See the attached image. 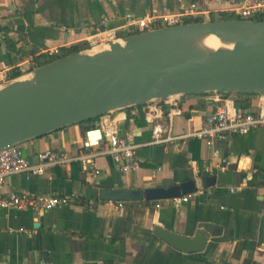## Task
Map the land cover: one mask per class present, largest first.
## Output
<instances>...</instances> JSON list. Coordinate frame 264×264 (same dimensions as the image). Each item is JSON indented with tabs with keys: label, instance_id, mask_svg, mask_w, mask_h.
Returning <instances> with one entry per match:
<instances>
[{
	"label": "crops",
	"instance_id": "1",
	"mask_svg": "<svg viewBox=\"0 0 264 264\" xmlns=\"http://www.w3.org/2000/svg\"><path fill=\"white\" fill-rule=\"evenodd\" d=\"M231 1L0 0V27L9 30L7 35L0 32V76L5 79L0 86L9 82L8 75L15 67L25 71L34 65L30 55L18 63L7 49L6 37L18 49H37L41 55L55 48L89 44L88 34L104 22L108 29H120L128 20L173 14L191 3H197L202 13L191 18L211 21L215 16L221 20L222 12H234ZM241 100L253 111L259 96ZM178 103L182 114L173 116L170 128L176 136L201 131L215 110L211 94L181 96ZM125 111L111 117L120 121L121 135L140 146L141 167L136 173L123 175L110 157L101 156L97 166L102 174L96 182L77 162L70 167L54 166L45 176L31 180L23 174L7 179L6 194L77 198L44 214L0 208V264H264V132L220 142L221 159L228 165L208 175L205 170L213 152L203 139L151 144V126L141 118L133 123L124 121ZM100 123L101 118L72 125L22 145L34 163L37 155L46 151L77 157L86 132ZM169 123L167 118L162 121L166 129ZM213 177L216 182L203 187L201 180ZM191 180H196L198 190L189 194L191 200L181 207H175L172 199H100L105 189L169 190ZM239 186L244 189L230 192ZM157 205H161L158 210ZM156 227L185 237L201 231L209 244L203 252L183 253L156 236Z\"/></svg>",
	"mask_w": 264,
	"mask_h": 264
},
{
	"label": "water",
	"instance_id": "2",
	"mask_svg": "<svg viewBox=\"0 0 264 264\" xmlns=\"http://www.w3.org/2000/svg\"><path fill=\"white\" fill-rule=\"evenodd\" d=\"M211 39L219 45H210ZM213 93L264 94V21L154 29L57 59L9 81L0 86V151L153 101ZM201 181L207 188L216 178ZM197 190L191 180L169 190L105 189L100 199L158 201ZM155 234L183 253L203 252L209 244L201 231L185 237L156 227Z\"/></svg>",
	"mask_w": 264,
	"mask_h": 264
},
{
	"label": "built area",
	"instance_id": "3",
	"mask_svg": "<svg viewBox=\"0 0 264 264\" xmlns=\"http://www.w3.org/2000/svg\"><path fill=\"white\" fill-rule=\"evenodd\" d=\"M234 13L241 20L257 21V16H264V0H232ZM202 14L197 3H191L187 8L179 12L167 15L150 14L141 20H128L120 29H108V23L103 27H97L93 33H89L87 42L90 48H105L110 43L122 41L125 37L140 34L154 29L174 27L186 24L191 17ZM61 48H55L44 52L50 56L61 54ZM5 79L0 76V82ZM215 110L205 120L203 129L196 133L182 136L172 135L171 123L173 116L181 115L178 98L157 100L143 106L145 121L152 128L151 144H167L189 138L203 139L207 147L212 150L211 165L206 168L205 174L212 175L215 170H221L228 165L226 159H221L218 144L232 137H244L256 131L264 132V94L258 95L257 108L253 111L244 110L236 106V98L231 94L213 93ZM125 111V110H123ZM112 114L101 118L99 126L88 130L85 134L81 153L77 157H68L66 153L46 151L37 155V162H32L27 156L23 145H16L0 151V208L19 211H37L44 214L58 206H67L77 195L53 197L30 196L17 193L6 194L4 192L7 179L13 175L23 174L27 180L34 177H42L49 173L50 169L57 165L70 167L73 163L80 164L82 171L96 182L102 172L97 166V160L101 156L112 159L118 170L123 175L136 173L141 167L138 157L139 145L131 142L128 137L121 135L120 121ZM139 116L137 108H131L124 112V121L133 123ZM169 119V129L164 128L162 121ZM244 186L231 188V193L240 192ZM192 195L172 199L175 207H181L188 203ZM123 203H120V207ZM157 205L156 209H160ZM7 264V263H4ZM23 264V263H22Z\"/></svg>",
	"mask_w": 264,
	"mask_h": 264
},
{
	"label": "trees",
	"instance_id": "4",
	"mask_svg": "<svg viewBox=\"0 0 264 264\" xmlns=\"http://www.w3.org/2000/svg\"><path fill=\"white\" fill-rule=\"evenodd\" d=\"M188 1L195 2L196 0H188ZM220 17H221V20H236V19L241 20V18L236 16V14L231 15L230 13H227V12H222L220 14ZM256 20L257 21H264V16H257ZM211 21L215 22L218 20L215 16H212ZM198 22H204V20L202 18H190L186 21V23H198ZM0 32H3L7 35L9 30L6 27L5 28L0 27ZM5 43H6L8 51H10L11 53H14L16 55V60L18 63L20 62V60L22 58H25L26 55L32 56L33 63H34V65L32 67H30L29 69H27L25 71L15 67L9 73L8 78H7L8 81L18 79V78L22 77L25 73L31 72L36 68H39V67L45 66L49 63H52V62L56 61L57 59H60V58H63V57H66V56H69V55H72V54H75V53H78V52H81V51H84V50L90 48L89 44L81 43V44L72 45L70 47H64L62 49L60 55L50 56L47 54L37 55V53L39 52L37 49L31 50V51H24L22 49H18L17 44L14 41H12L11 39H9L8 37H6ZM206 95H209V94H206ZM203 96H205V95H203ZM234 96L236 98V102H235L236 106L239 108H242L244 110H248L249 105L246 103V101L241 100L242 97H246L248 95L237 94ZM135 108H137L139 111V116L137 117V119L141 118L142 120L145 121L144 113L142 112L143 106H138ZM128 110H130V109H128ZM245 264H250V262H246Z\"/></svg>",
	"mask_w": 264,
	"mask_h": 264
},
{
	"label": "bare ground",
	"instance_id": "5",
	"mask_svg": "<svg viewBox=\"0 0 264 264\" xmlns=\"http://www.w3.org/2000/svg\"><path fill=\"white\" fill-rule=\"evenodd\" d=\"M209 44L210 45H213V46H218L219 45V42L216 41V40L211 39V40H209Z\"/></svg>",
	"mask_w": 264,
	"mask_h": 264
},
{
	"label": "rangeland",
	"instance_id": "6",
	"mask_svg": "<svg viewBox=\"0 0 264 264\" xmlns=\"http://www.w3.org/2000/svg\"><path fill=\"white\" fill-rule=\"evenodd\" d=\"M232 2V1H231Z\"/></svg>",
	"mask_w": 264,
	"mask_h": 264
}]
</instances>
